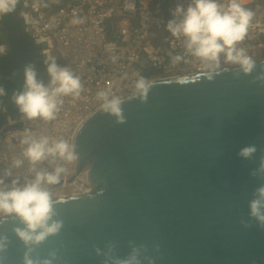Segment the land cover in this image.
<instances>
[{
	"label": "water",
	"instance_id": "water-1",
	"mask_svg": "<svg viewBox=\"0 0 264 264\" xmlns=\"http://www.w3.org/2000/svg\"><path fill=\"white\" fill-rule=\"evenodd\" d=\"M25 58L17 63L39 61ZM254 62L248 73L148 82L119 98V115L98 107L72 143L77 175L88 170L94 191L51 199L49 224L60 228L40 242L18 235L19 217H1L0 264H264V224L249 206L264 185V60ZM10 104L0 97L2 125L24 116ZM248 146L255 153L241 157Z\"/></svg>",
	"mask_w": 264,
	"mask_h": 264
},
{
	"label": "built area",
	"instance_id": "built-area-1",
	"mask_svg": "<svg viewBox=\"0 0 264 264\" xmlns=\"http://www.w3.org/2000/svg\"><path fill=\"white\" fill-rule=\"evenodd\" d=\"M239 2L254 15L237 47L244 48L253 61L264 60V0ZM188 3L190 0H53L45 9L35 6L28 29L30 39H49L62 66L80 77L82 90L78 97L58 98L54 120L23 116L14 124L0 126V179L5 185L11 186L14 179L22 185L34 179L37 171L61 168L57 183L42 185L51 199L90 194L95 187L88 180V170L77 175V159L69 161L57 155L32 164L23 154L27 144L22 141L46 136L49 144L60 139L72 144L77 128L88 115L108 100L138 90L136 84L141 77L148 83L238 67L221 54L219 68H215L193 56L183 37H173L167 30L172 10ZM177 56L181 59H174ZM101 92L105 96H99ZM15 160L22 161L19 167L14 166ZM11 215L0 212V218Z\"/></svg>",
	"mask_w": 264,
	"mask_h": 264
},
{
	"label": "clouds",
	"instance_id": "clouds-1",
	"mask_svg": "<svg viewBox=\"0 0 264 264\" xmlns=\"http://www.w3.org/2000/svg\"><path fill=\"white\" fill-rule=\"evenodd\" d=\"M18 2L19 0H0V16L15 11ZM21 15L24 16L23 13ZM171 15L172 19L166 25L167 30L173 37H183L186 49L193 56L219 68L220 55L224 54L228 62L238 64L245 73L253 70L255 62L246 54L244 48L237 45L247 35L254 13L239 0H227L226 3L221 0H190L186 7L183 4L176 5ZM6 51L7 46L0 44V56L5 55ZM43 54L46 56L43 63L50 77L49 83L45 85L38 79L33 65H25L22 86L14 90L11 97L18 111L29 120H54L58 111V98L68 95L78 97L82 90L80 77L68 66L58 65L50 48L45 49ZM174 59L179 60L181 57ZM136 87L141 91L147 90L143 77L137 81ZM6 94L5 88L0 86V97ZM98 95L103 97L105 93ZM121 103L119 98H113L101 107L104 111L119 115ZM22 143L27 144L23 154L32 164L48 156L58 155L69 161L76 159L75 146L63 139L49 144V139L45 136L40 139H25ZM255 151V146H248L239 155L250 158ZM21 163V160H15L14 166L19 167ZM61 171V168H56L54 172L37 171L34 179L22 185L14 179L11 186H6L4 180L0 179V212L14 214L26 225L24 230H17L24 241L40 242L47 235L59 230V222L49 224L53 215L52 200L49 191L42 185L57 183ZM258 171H264V166ZM6 175L11 173L7 172ZM255 196L250 201V214L264 224V185L255 190ZM27 264L32 262L28 261ZM45 264L50 262L45 261ZM122 264H132V261H124Z\"/></svg>",
	"mask_w": 264,
	"mask_h": 264
},
{
	"label": "crops",
	"instance_id": "crops-1",
	"mask_svg": "<svg viewBox=\"0 0 264 264\" xmlns=\"http://www.w3.org/2000/svg\"><path fill=\"white\" fill-rule=\"evenodd\" d=\"M49 2H52V0H19L18 2L19 4L17 5L14 12L18 24L16 25L14 24L12 27H9L10 30L14 28V30H11V32L9 30L0 29V44H4L6 46L10 45L9 43L10 38L13 39L15 38L14 37L15 30H21V31L23 30L21 34H28V29L33 19V9L35 8V6H40L41 8L45 9L49 4ZM21 13H23L24 16H22ZM2 17H5V15ZM49 48L51 49V54L56 57V61L58 65L62 66L63 61L56 53H54L52 48V43L49 39L34 40L33 47L25 52L26 58L27 59L36 58L39 59L41 63H43L44 60L46 59V56L43 54L44 50ZM40 80H42L45 83V85H47L46 81L48 79H46L44 75L40 76Z\"/></svg>",
	"mask_w": 264,
	"mask_h": 264
},
{
	"label": "flooded vegetation",
	"instance_id": "flooded-vegetation-1",
	"mask_svg": "<svg viewBox=\"0 0 264 264\" xmlns=\"http://www.w3.org/2000/svg\"><path fill=\"white\" fill-rule=\"evenodd\" d=\"M13 12H15V11H13ZM8 17H9V20H10V16L9 15H7V16L5 15V17H2L1 16V19H2L1 22H2V24H3V22ZM16 21H17V18H16ZM16 24H18V22ZM11 30H14V28L11 29ZM22 35L23 34H21L19 36V39H18L17 43L19 41H22ZM29 40H31V39L29 38ZM17 43H16V46H17ZM28 47H29V45H28ZM28 47L26 48V50H23L21 53L20 52L15 53L16 47L14 49L13 48H8L6 54L3 55L2 60H0V62H4L5 61V63H6L5 66H4V68L0 67V86H3L5 88L6 93H7L6 94L7 95V98L9 99V102H11V103H13V101L11 99L13 91L16 90V87H19L20 84L23 83V78L22 77H18L16 79V83L15 84L12 83V76L14 75V72L12 71V68H15L17 65H21V64H18L17 63V59H18V57H19L20 54H25V52L28 51V49H29ZM40 64H41L40 61H38L35 64V68L37 70V73H42V72L44 73V72H46V70L39 71L38 66ZM38 79H40V77H38ZM48 83H49V79L47 81V84ZM7 105L5 106V109H6ZM10 105H11V107H15V108H12L11 111L18 110L14 103L13 104H10ZM1 125H2V121L0 120V126Z\"/></svg>",
	"mask_w": 264,
	"mask_h": 264
},
{
	"label": "trees",
	"instance_id": "trees-1",
	"mask_svg": "<svg viewBox=\"0 0 264 264\" xmlns=\"http://www.w3.org/2000/svg\"><path fill=\"white\" fill-rule=\"evenodd\" d=\"M4 26L5 27H12L13 25L10 24L9 22V17L4 21ZM110 37V35H109ZM29 45V36L28 34H23L22 35V41H19L17 43V46H16V50H15V53L17 52H22L23 50H26V48L28 47ZM5 61L4 62H0V67L4 68L5 66ZM25 65H17L15 68H12V71L14 72V75L12 76V83H16V79L18 77H22L23 78V67ZM38 69L39 71H42V70H46V66L44 65V63H41L39 66H38ZM22 86V84H20L19 87H16V90L17 89H20Z\"/></svg>",
	"mask_w": 264,
	"mask_h": 264
},
{
	"label": "rangeland",
	"instance_id": "rangeland-1",
	"mask_svg": "<svg viewBox=\"0 0 264 264\" xmlns=\"http://www.w3.org/2000/svg\"><path fill=\"white\" fill-rule=\"evenodd\" d=\"M52 2H53V0H52Z\"/></svg>",
	"mask_w": 264,
	"mask_h": 264
},
{
	"label": "bare ground",
	"instance_id": "bare-ground-1",
	"mask_svg": "<svg viewBox=\"0 0 264 264\" xmlns=\"http://www.w3.org/2000/svg\"><path fill=\"white\" fill-rule=\"evenodd\" d=\"M61 198V197H60Z\"/></svg>",
	"mask_w": 264,
	"mask_h": 264
}]
</instances>
